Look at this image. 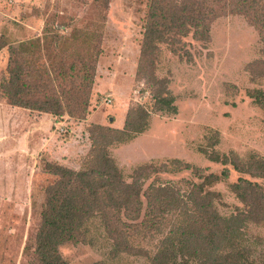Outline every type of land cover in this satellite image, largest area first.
<instances>
[{
  "label": "rangeland",
  "instance_id": "1",
  "mask_svg": "<svg viewBox=\"0 0 264 264\" xmlns=\"http://www.w3.org/2000/svg\"><path fill=\"white\" fill-rule=\"evenodd\" d=\"M150 1L0 0V264L34 262L29 244L41 222L47 188L56 179L47 164L78 170L91 142L101 139L93 126L122 127L128 108L135 104L141 107L138 120L142 110L149 115L143 116L147 128L108 149L126 180L144 164L158 171L146 185L157 174L199 181L191 170L162 168L173 159L207 174L221 175L227 168L229 176L212 187L223 197L218 208L230 214L243 206L229 186L249 175L207 155L233 151L241 159L252 153L264 157V108L252 96L255 90L264 92V0H196L208 16L198 35L193 30L179 32L182 23L170 15L173 7L180 10L195 0H157L161 29H172L157 42L152 21L150 37L156 41L142 56ZM58 39L66 42L61 52L53 46ZM27 58H41L45 65L80 59L92 65L96 59L93 88L80 95L85 102L89 98L87 111L69 105L78 92L52 93L62 96V115L11 105L2 81L10 62L24 65ZM165 93L171 106L165 103L159 109L157 99ZM87 149L84 157L81 153ZM79 154L83 157L78 165ZM256 180L264 186V179ZM246 231L264 261V225H250ZM90 236L92 242L61 245L62 257L69 264H149L145 251L151 254L153 249L142 234L131 231L120 246L126 248L123 252L109 233L93 227Z\"/></svg>",
  "mask_w": 264,
  "mask_h": 264
},
{
  "label": "trees",
  "instance_id": "2",
  "mask_svg": "<svg viewBox=\"0 0 264 264\" xmlns=\"http://www.w3.org/2000/svg\"><path fill=\"white\" fill-rule=\"evenodd\" d=\"M160 8L157 0H152L149 10L151 21L146 26L142 56L147 47L154 45L151 42L165 39L164 35L172 29L167 32L161 29L164 22L161 20L163 15L158 14ZM173 8L170 15L182 23L177 26L179 32L181 29L185 33L193 30L198 35V31L205 28L208 16L196 0L184 3L180 10ZM152 21H155L154 31L157 33L153 41L150 37ZM73 38L78 39L76 36ZM65 43L60 39L54 40L55 51H63ZM36 60L27 58L24 65L10 62L1 84L9 103L42 113L62 115L66 112L62 107V96L52 93L78 92L69 105L74 103L75 108L78 106L79 111L86 112L89 98L85 102L80 95L93 88L96 59L92 65H87L84 59L68 63L51 60L48 65L43 64L41 58ZM252 96L264 108V92L255 90ZM168 97L166 93L159 96V109H163L165 103L171 106ZM140 108L136 104L128 108L122 127L94 125L101 132V139L91 142L89 151L81 153L85 157L90 152L78 170L57 162L47 164L48 172L56 179L47 188L41 222L34 242L29 244V248L34 250V262L30 264H69L62 257L60 246L69 241L92 242L90 232L93 227L114 236L116 249H121L118 252L125 251L126 248L120 246L131 231L142 234L153 249L151 254L149 250L145 251L149 255V264H264L255 253L254 243L246 231L250 225H264V186L256 180L264 179V157L252 153L241 159L233 151H208V159L223 165L231 164L237 172L250 177H239L230 184V190L243 204L230 214L220 212L218 204L223 203L222 194L212 189L223 177L226 179L229 176L227 168L221 175L207 174L190 163L173 159L169 164H163L162 168L176 172L191 170L199 181L191 178L175 181L163 179L157 174L146 185V180L158 171L153 165L144 164L133 171L131 180H126L108 149L116 143L134 139L147 128V118L143 116L149 115L145 110L141 111L144 113L140 116L141 120L137 119ZM172 109L174 111L175 107ZM201 151L206 154L205 150ZM81 155L76 158L78 165L83 157ZM126 245L128 251L132 249V246Z\"/></svg>",
  "mask_w": 264,
  "mask_h": 264
},
{
  "label": "built area",
  "instance_id": "3",
  "mask_svg": "<svg viewBox=\"0 0 264 264\" xmlns=\"http://www.w3.org/2000/svg\"><path fill=\"white\" fill-rule=\"evenodd\" d=\"M106 102H107V103H110V102H111V99H110V98H107V99H106Z\"/></svg>",
  "mask_w": 264,
  "mask_h": 264
}]
</instances>
